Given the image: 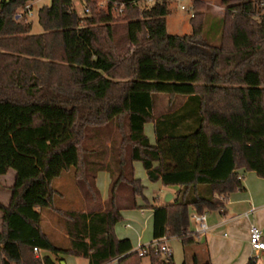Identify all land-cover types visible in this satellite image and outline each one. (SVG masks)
I'll return each instance as SVG.
<instances>
[{"label":"trees","instance_id":"1","mask_svg":"<svg viewBox=\"0 0 264 264\" xmlns=\"http://www.w3.org/2000/svg\"><path fill=\"white\" fill-rule=\"evenodd\" d=\"M28 1L0 0V175H15L8 205L0 204V264H59L65 255L88 264H142L145 257L174 264L172 254L165 259L150 247L140 257L114 234L121 212L143 198L134 162L151 183L177 188L169 203L151 208L153 241L178 239L183 264H210L189 230L191 215L223 210L243 189L244 173L264 180L262 0H219L218 44L204 37L202 0H192V31L183 36L165 27L172 0L142 9L145 0H100L99 8L82 0L84 16L72 0H51L36 12L40 34L23 13ZM121 6V14L114 11ZM157 94L185 100L155 117ZM146 124L154 126L153 145ZM66 171L83 193L78 207L63 210L53 181ZM99 171L110 176L104 202ZM48 210L64 220V244L43 229Z\"/></svg>","mask_w":264,"mask_h":264},{"label":"rangeland","instance_id":"2","mask_svg":"<svg viewBox=\"0 0 264 264\" xmlns=\"http://www.w3.org/2000/svg\"><path fill=\"white\" fill-rule=\"evenodd\" d=\"M51 0H43L41 4H49ZM74 1V10L78 13L79 16H84V5L82 0H73ZM201 1V0H200ZM203 4L201 7H198V10L203 12V17L205 18V30H204V37L206 41H209L214 44H218L221 28H222V13L223 8L219 6V0H202ZM98 8L104 7L105 3L100 0H95ZM264 5V0H262ZM41 4L35 6V13L36 10L41 6ZM184 7V9H181ZM192 0H172L169 4L170 13L166 17L165 27L167 33L170 35H178L183 36L189 34L192 31V26H190V18L192 15ZM264 13V11H263ZM32 26L31 31L33 34H40L42 33L41 27L38 24L37 15L31 20ZM121 19H115L116 24L120 26ZM117 33L119 36H122L123 28L118 27ZM201 56L205 58L206 61L210 59L209 52L207 49L202 47L201 50L198 51ZM184 98L179 96H166L162 94H157L154 97V116H161L163 114L170 113L180 107V105L184 102ZM121 123V122H120ZM123 125L122 132H125V124ZM148 128V127H147ZM114 131V132H113ZM113 135H115L116 140L120 141L119 132L114 128ZM148 133V130H147ZM137 171V170H136ZM13 174L12 171L9 172ZM137 178L140 179V182L143 187H145L143 191V198H138V203L143 206L142 210L144 212L149 211L150 205H154L155 203H163L166 197V194L162 190H160L159 186L155 183H148L144 178H141L139 172L137 171L136 174ZM0 182L2 184H7L10 182V176L4 177L0 176ZM53 189L56 190V197H55V205L60 209H72V206L78 207L80 201H82V193L83 190L77 186V181L73 179L72 171H66L63 173L62 177L53 181ZM1 192L5 193L4 190L0 189ZM5 195L0 194V200H4ZM174 197V194H173ZM157 199V200H155ZM173 199V198H172ZM87 209H95L96 206L92 205L90 202L84 203ZM140 208L136 209H129L127 210V214L123 211L121 212V220L118 224L114 227V234L117 236L126 237L128 234L132 233V231L128 228L127 225L131 224L132 226L138 225L140 229L146 228L147 235L149 238L152 237L151 235V220L146 221V215L141 216ZM53 212L48 210V212L43 213L42 222H43V229L45 232H49L53 238H55L56 242L60 244H64L67 241V237H65L62 231V225L64 224V220L62 217ZM147 224V226H146ZM192 226V224H191ZM149 242L142 244L145 246L151 242V239L148 240ZM168 247L173 253V262L174 264H183L185 260V256L183 254V250H181L180 243L175 239H169ZM65 264H87V260L84 258H78L72 255H65L64 257ZM148 258L145 257L142 261L143 264H148Z\"/></svg>","mask_w":264,"mask_h":264},{"label":"crops","instance_id":"3","mask_svg":"<svg viewBox=\"0 0 264 264\" xmlns=\"http://www.w3.org/2000/svg\"><path fill=\"white\" fill-rule=\"evenodd\" d=\"M72 5H74L73 0ZM144 132L150 143L152 145L155 144L156 139L154 137L153 124H146ZM133 167L135 175L138 171L141 178H144L148 183H151L147 178L146 171L143 170L139 162H134ZM9 172L10 171H8L5 175H0L4 177L10 176L9 183L4 185L0 182V189L5 191V193L0 191L1 195H5L4 200H0V204L3 206H7L9 203L11 197L9 188L12 187L15 179L14 172L13 174H10ZM155 184L159 186L160 190H162L164 194H171L173 198V194H175L177 190L176 187L173 188L162 186L160 181L156 182ZM242 184L243 189L236 191L227 197V202L223 210L206 214V224L208 227L207 234L202 235L197 233V240L203 245L205 252L208 254L210 264H245L250 258H255L256 264H264V253H259L257 256H254L248 243V230L252 225L257 226L263 232L264 238V180L259 178L255 173L247 172L243 174ZM95 185L100 193L101 202H104L107 199L109 192V174L104 171H99L95 179ZM136 203L141 209V216H144L145 213H148V215H146V221L151 220L152 235L151 208L164 204L165 202H159L155 203L154 205H150L148 212H144V210H142L143 206L138 203V200ZM123 212L127 214V211ZM129 225L130 227L128 228L132 231V233L128 234L126 237L117 235V238L127 240L129 239L132 245V250L137 249L138 245L142 246V244L149 242L148 240L150 239L151 242L153 241V235L151 238H149V235L146 233V228L140 229L138 225H136V227L132 226L131 224ZM2 227V212L0 211V231L2 230ZM196 229L197 226L192 222V226H190L189 229L190 232L196 233ZM64 236L66 237V235ZM175 240L180 243L178 239ZM180 246L181 250H183L181 243ZM40 254L44 255L45 253L41 251ZM171 254L172 258L174 259L172 251ZM64 257L65 256L60 257L62 261H59V264H65Z\"/></svg>","mask_w":264,"mask_h":264},{"label":"built area","instance_id":"4","mask_svg":"<svg viewBox=\"0 0 264 264\" xmlns=\"http://www.w3.org/2000/svg\"><path fill=\"white\" fill-rule=\"evenodd\" d=\"M42 0H29L24 7L23 13L24 15L32 20L35 16L36 13L34 11L35 6L41 4ZM153 0H145L143 3L139 4V8L142 9L144 5H150L152 4ZM181 9H184V7H181ZM115 12H118L119 14H121L122 11V6L119 7L118 9L114 8ZM37 12V10H36ZM84 13L87 14V11L85 10ZM20 17V15H18V18ZM191 220L192 222L197 226L196 229V233L198 234H207L208 232V227L206 224V214H195L193 213L191 215ZM127 228L130 227V225L128 224L126 226ZM249 239H248V243H249V247H251V250L254 254V256H257V254L259 253H264V238H263V232L257 227V226H250L249 230ZM168 238L167 237H163L161 238L159 241H152L151 243L145 245V246H141L138 245L137 249H135V251H138V254L140 257H143L145 255V249H147L148 247H150L153 250L156 251H160L165 259H168L171 255V250L168 247ZM142 247L144 249H142ZM34 254H36L37 257H41L40 254V250H38L37 248L33 249ZM116 259H114L113 261L109 262V263H105V264H116Z\"/></svg>","mask_w":264,"mask_h":264},{"label":"water","instance_id":"5","mask_svg":"<svg viewBox=\"0 0 264 264\" xmlns=\"http://www.w3.org/2000/svg\"><path fill=\"white\" fill-rule=\"evenodd\" d=\"M171 200H172V195L171 194H167L165 199H164V202L165 203H169Z\"/></svg>","mask_w":264,"mask_h":264}]
</instances>
